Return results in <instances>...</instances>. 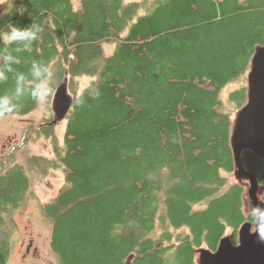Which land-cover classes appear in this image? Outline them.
Instances as JSON below:
<instances>
[{"label":"trees","instance_id":"16d2710c","mask_svg":"<svg viewBox=\"0 0 264 264\" xmlns=\"http://www.w3.org/2000/svg\"><path fill=\"white\" fill-rule=\"evenodd\" d=\"M11 25L33 35L9 41ZM262 44L264 0H4L0 118L48 105L64 77L73 102L61 140L52 117L30 125L0 165V264L11 213L56 169L39 210L60 264H199L200 248L237 244L257 218L231 135ZM40 139L51 155L32 151ZM241 161L264 187V159Z\"/></svg>","mask_w":264,"mask_h":264},{"label":"water","instance_id":"95a60500","mask_svg":"<svg viewBox=\"0 0 264 264\" xmlns=\"http://www.w3.org/2000/svg\"><path fill=\"white\" fill-rule=\"evenodd\" d=\"M247 76V102L237 113L234 121L231 147L235 162V176L247 180V194L254 210L264 209V201L259 199L260 185L257 175L244 169L241 152L251 150L257 157L264 159V44L258 46L251 58ZM67 77L56 86L51 98L52 124L65 119L73 97L68 91ZM257 219L252 224L245 222L238 232V243L234 244L229 236L220 239L217 249L211 251L200 248L199 264H264V236L258 230ZM132 256L125 264H131Z\"/></svg>","mask_w":264,"mask_h":264},{"label":"rangeland","instance_id":"374dc122","mask_svg":"<svg viewBox=\"0 0 264 264\" xmlns=\"http://www.w3.org/2000/svg\"><path fill=\"white\" fill-rule=\"evenodd\" d=\"M3 3L4 0H0V7ZM105 49L111 52L113 45H107ZM247 76L245 83L248 87ZM88 81V78H84L81 81L82 86ZM47 86L49 87V83L46 82L43 87L46 89ZM237 86V83L229 84L224 89L223 96L227 97L229 92ZM54 89L52 90L48 105L42 103L36 110L25 116L10 115L0 118V165L12 149L20 146L25 130L30 125L37 126L39 123H45V119L52 117L50 108ZM237 113L234 115V119H236ZM64 126L65 120H62L55 124L54 127L55 134L60 140L62 139L61 136ZM30 145L32 151L36 153L51 155V145L44 139H40L38 142ZM63 183L64 174L59 169L50 171L44 178H35L32 185V192L29 194L30 196L28 195L24 204L16 208L10 215L11 233L9 236V258L6 264H60L57 255L50 247L51 222L45 220L41 215L39 203L48 201L54 197ZM242 183L248 189L249 182L242 180ZM258 197L264 201V187L259 188ZM244 210H254L247 192L244 196ZM30 240L31 245L27 251L26 249L28 244H30Z\"/></svg>","mask_w":264,"mask_h":264},{"label":"clouds","instance_id":"9594fccd","mask_svg":"<svg viewBox=\"0 0 264 264\" xmlns=\"http://www.w3.org/2000/svg\"><path fill=\"white\" fill-rule=\"evenodd\" d=\"M33 33L29 30V28H25L23 30L19 29L15 26H10V32L6 34L5 38L9 41L11 40H23L26 37H31ZM255 215L257 218L258 230L262 236H264V209H256Z\"/></svg>","mask_w":264,"mask_h":264},{"label":"bare ground","instance_id":"6f19581e","mask_svg":"<svg viewBox=\"0 0 264 264\" xmlns=\"http://www.w3.org/2000/svg\"><path fill=\"white\" fill-rule=\"evenodd\" d=\"M40 124V123H39ZM53 125H55V124H53ZM51 144V143H50ZM9 154V153H8ZM34 154V153H33ZM11 155V154H10ZM9 157H11V156H9ZM29 191V190H28ZM30 196V195H29ZM26 198V197H25ZM24 200V199H23ZM6 217V216H5ZM10 230V229H9ZM29 235V234H28ZM9 256V255H8Z\"/></svg>","mask_w":264,"mask_h":264},{"label":"flooded vegetation","instance_id":"af4514ba","mask_svg":"<svg viewBox=\"0 0 264 264\" xmlns=\"http://www.w3.org/2000/svg\"><path fill=\"white\" fill-rule=\"evenodd\" d=\"M30 245H31V240H30V244H28V246H27V249H26L27 251H28V247H29Z\"/></svg>","mask_w":264,"mask_h":264}]
</instances>
